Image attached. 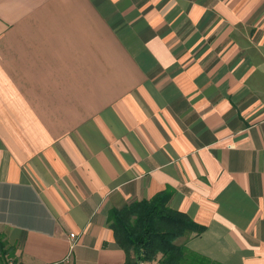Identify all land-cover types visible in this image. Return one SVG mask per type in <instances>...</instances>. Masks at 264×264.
<instances>
[{
	"label": "crops",
	"instance_id": "0c3cea01",
	"mask_svg": "<svg viewBox=\"0 0 264 264\" xmlns=\"http://www.w3.org/2000/svg\"><path fill=\"white\" fill-rule=\"evenodd\" d=\"M165 192L264 264V0H0V264H128L111 211Z\"/></svg>",
	"mask_w": 264,
	"mask_h": 264
},
{
	"label": "trees",
	"instance_id": "16d2710c",
	"mask_svg": "<svg viewBox=\"0 0 264 264\" xmlns=\"http://www.w3.org/2000/svg\"><path fill=\"white\" fill-rule=\"evenodd\" d=\"M171 194L165 192L149 201L113 209L110 227L127 253L128 264H220L191 251L186 240L200 235L204 227L186 214L169 207ZM0 243V258L7 254Z\"/></svg>",
	"mask_w": 264,
	"mask_h": 264
},
{
	"label": "built area",
	"instance_id": "2783aa9c",
	"mask_svg": "<svg viewBox=\"0 0 264 264\" xmlns=\"http://www.w3.org/2000/svg\"><path fill=\"white\" fill-rule=\"evenodd\" d=\"M70 238H71V240H73L74 241V239L76 238V235L75 234H72L71 236H70ZM74 244V243H73ZM69 262V257H67V258H65L64 260H62V261H58V262H54V263H47V264H66V263H68ZM8 264H14L13 262H8ZM19 264V263H18ZM21 264V263H20ZM139 264H145V263H143V262H140Z\"/></svg>",
	"mask_w": 264,
	"mask_h": 264
}]
</instances>
